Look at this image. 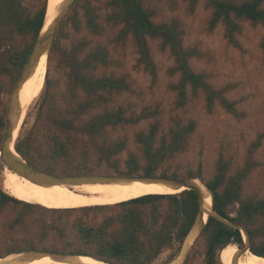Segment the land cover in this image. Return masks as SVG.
Listing matches in <instances>:
<instances>
[{"label": "trees", "instance_id": "obj_1", "mask_svg": "<svg viewBox=\"0 0 264 264\" xmlns=\"http://www.w3.org/2000/svg\"><path fill=\"white\" fill-rule=\"evenodd\" d=\"M187 1L190 11H194L199 0ZM48 2L0 0V77H9L12 82L20 78L45 26ZM101 2L103 0H75L62 20L46 61L52 56L59 58L58 66L67 80L66 92L61 99L64 101L61 103L52 95L46 72L47 91L39 118L47 119L49 124L43 122L37 126L40 129L26 138H19L15 148L38 170L59 177L90 174L101 167L125 176L152 177L160 171L163 177H168L164 165L188 151L196 123L191 120L183 124L173 118L170 129L164 133L157 111L143 110L134 116L128 114L124 106H115L116 97L129 90L127 76L115 73L98 75L97 70L109 66L107 49L101 45L89 48L86 38L72 40L71 46L66 47L64 41L71 37L68 28H73L76 34L85 28L90 34L101 36L105 30L101 12L105 10L107 24L120 28L117 37L123 43L132 41L139 56L137 66L143 67L154 79L158 70L151 42H158L159 50L167 52L173 59L169 73L178 76V81L170 88L176 94L177 108L187 105L190 93L196 95L199 92L204 94L209 110L220 106L226 112L238 115L236 103L228 98L226 89H215L207 81L206 74L193 69L191 60L198 53L194 48L185 47L179 20L156 22L155 10L146 0H106L104 6L99 5ZM205 7L210 11V30L222 26L230 42H235L243 22L264 28V0H206ZM262 46L264 48V38ZM4 91L6 88L0 83V106ZM5 115V110L0 111V131L6 127ZM153 118L155 120L146 129L134 133L136 151L130 149L127 136H114L120 130L136 127ZM40 131L48 146L47 163L44 158L34 156V152L41 156L39 150L43 144L39 145L37 138ZM260 143L259 139L252 147L256 149ZM253 154V150L249 151L244 165L233 175L229 164L219 161L215 175L205 184L212 195L214 210L246 229L249 248L242 227L235 229L210 215L202 231L205 264H223L221 253L229 246L247 248L249 252L264 257V232L255 227L264 218V197L245 198L242 188L244 180L256 168ZM61 163L67 164V169L60 173L54 165ZM9 205L19 211L9 224L11 231L16 228L27 230L30 217L40 211L57 214L50 224L45 216L36 219L44 236L49 231L62 232L65 229L61 222L65 218L75 212L81 214L71 222L74 243L85 247L77 253L113 264L155 263L165 249L185 241L200 208L195 190L145 194L111 207L59 210L19 200L0 188V211ZM235 206L238 207L232 215L231 208ZM92 213L106 216L103 222L92 224L86 219Z\"/></svg>", "mask_w": 264, "mask_h": 264}, {"label": "rangeland", "instance_id": "obj_2", "mask_svg": "<svg viewBox=\"0 0 264 264\" xmlns=\"http://www.w3.org/2000/svg\"><path fill=\"white\" fill-rule=\"evenodd\" d=\"M146 1L155 10L154 19L156 22L179 20L185 47L194 48L198 53V56L191 60L193 69L196 72L206 74L207 81L215 89L227 90L228 98L236 103L238 115L230 114L220 106H215L209 110L202 92L196 95L190 93L187 105L177 108L176 94L170 88L171 84H175L178 81V76H171L169 73V69L173 66V59L167 52L159 50L158 42H151L158 70L157 78L154 79L152 75L144 71L143 67L137 66L139 56L132 41L129 40L123 43L117 37L120 28L107 24L105 19L107 12L105 10L101 12V22L105 27L101 36L90 34L85 28L80 34H76L73 32V28L69 27L71 37L69 40L64 41L65 46L70 47L72 40L86 38L90 43L89 48L101 45L107 49L110 60L109 66L100 68L97 70V74L115 73L116 75L127 76V81L130 85L129 90L117 96L114 105L124 106L127 108L128 114L138 116L143 110L149 112L157 111L159 113L157 119L160 121L161 129L164 133L170 129L173 118L181 120L183 124L191 120L196 123L188 151L164 165L163 169L166 170L167 178L176 180L198 179V182L204 186L215 175L219 161L228 163L230 174L233 175L234 172L242 168L249 151L253 150L252 160L255 162L256 168L244 180L242 185L243 194L245 198L264 197V48L262 46L264 28L261 25L243 22L242 30L237 34L235 42H230L226 38L222 26L210 30V11L205 7L206 0H199L195 10L192 12L187 0ZM105 3L106 0H103L99 5L104 6ZM40 58L44 59V67L46 68L43 87L41 93L37 95L32 105L28 108L18 139L26 138L31 133H34L36 129H40L37 126L43 122L49 124L47 119L39 118V111L42 104H45L43 102L47 91L46 72L50 80L49 87H51L52 95H55L57 99L59 98V102L63 103L64 101L61 99H63L66 92L67 80L64 71L58 66L59 58L52 56L51 59H48V62L45 55L42 54ZM17 82H12L9 77H0V83L4 84L6 88V91L1 96L3 104L0 106V111L4 112L5 110L6 118L11 107ZM13 109L15 110L14 112L12 111V123L15 125L20 109L18 106ZM154 120L155 118L146 120L136 127H127L126 130H120L114 136H127L130 149L136 151L134 133L138 130L146 129ZM38 134L39 145L43 144V146L39 150L41 156H39L38 152H34V156L44 158L47 163L48 146L45 145L46 140L41 131ZM5 136L6 127L4 131H0V148ZM259 139L261 145L256 149L253 148L252 144ZM125 157L126 154L123 155V158ZM54 167L61 173L67 169V164H56ZM200 170L201 173L199 174ZM9 171H11L9 166L5 165L0 158L1 189L2 181ZM161 173L159 171L155 176H162ZM113 175L121 174H117L106 167H101L97 171L81 176ZM173 175H176V177H172ZM206 191L208 192L207 189ZM117 204L97 206L111 207ZM163 206H166V204ZM237 207L231 208L232 215H235ZM75 209L78 210L80 208ZM18 212V208L13 205H9L0 211V256H9L11 251H14L11 253L13 255L43 252L80 256L77 252L85 248L80 243H74L71 229V222L77 215L81 216V214L75 212L71 217L65 218L61 222V227L65 229L62 232L49 231L44 236L36 219L40 216H45L48 224H50L58 217L57 214H48L40 211L35 216L30 217L27 230L16 228L11 231L9 224L14 220ZM105 216L103 213H92L86 219L92 224H98L103 222ZM255 227L262 228L261 231L264 232V218L260 219ZM193 240L188 246H185V241L183 243H175L174 246L165 249L153 264L169 263L173 259L175 260L183 249L182 255L186 256V249L191 244L184 263L181 262V264H205V242L202 233L197 239ZM240 250L242 256L249 253L247 248ZM83 256L88 257V255ZM89 257L95 258L93 256Z\"/></svg>", "mask_w": 264, "mask_h": 264}, {"label": "bare ground", "instance_id": "obj_3", "mask_svg": "<svg viewBox=\"0 0 264 264\" xmlns=\"http://www.w3.org/2000/svg\"><path fill=\"white\" fill-rule=\"evenodd\" d=\"M72 2L73 0H49L47 10L48 14L42 32L43 35L47 34L53 20L57 19V16L61 13V11H64L66 8L71 6ZM48 54L49 53L46 54V52L43 54L45 55L46 60L48 58ZM44 62V59L39 57L32 73L19 87L18 108L20 109L21 114L20 118L16 119V128L13 134L14 141L16 139L18 140L21 126L25 120L28 108L32 105L37 95L41 93L44 82V72L46 70ZM9 150L10 160L13 162V165L10 164V166L13 167V170L6 174L4 180L2 181V189L10 196L19 200L40 204L41 206L51 209L66 210L97 205L116 204L145 194H152L156 192L176 194L183 191V189L175 190L174 188L161 184H146L143 182H122L112 184L91 183L83 185L76 184L72 186L52 184L49 182L37 183L29 180L24 176V174H22V169L26 167V160L16 152L13 143L10 144ZM41 180L47 181L45 179ZM200 186L203 189L205 197L203 206L205 214L202 220L192 230L189 238L187 239L188 241L186 246H188L193 239H197V235L199 232L201 233L208 217L215 214L212 210L213 200L211 193L207 192L205 186L201 183ZM242 231L244 232L243 234L246 240V245H248V235L244 229H242ZM28 254L31 253H26L25 255H22V253L21 255L10 254L9 256H5L3 258L0 257V264H113L83 255L70 256L57 254L59 255L58 257H53L48 254L41 256ZM241 254V250L236 246L227 247L221 254V260L223 264H264V257L262 256L255 255L251 252L245 254V256H242ZM183 256L184 255H182L178 261L173 260L165 264H181Z\"/></svg>", "mask_w": 264, "mask_h": 264}, {"label": "water", "instance_id": "obj_4", "mask_svg": "<svg viewBox=\"0 0 264 264\" xmlns=\"http://www.w3.org/2000/svg\"><path fill=\"white\" fill-rule=\"evenodd\" d=\"M75 0H73L72 4L74 3ZM71 4V6H72ZM66 8V10L61 11V13L57 16V19H54L51 27L49 28L47 34L43 35V30L40 33V36L38 38V40L36 41V44L34 46V49L29 57V60L16 84L14 93H13V97H12V102H11V107L8 113V116L6 118V136L3 139L2 142V146L0 148V158L2 160V162H4L5 165L9 166V168L11 170L12 166H10V164L13 165V162H11L10 160V144L13 143V146L15 147V143L17 141V139L14 141L13 139V134L15 131V125H13L12 123V111L14 112L15 107L18 106V102H19V87L21 84H23L25 82V80L28 78V76L32 73L39 57L44 54L46 52L49 53V51L51 50V47L53 45L56 33L60 27V24L62 22V20L65 18L66 14L68 13L70 7ZM48 14V12H47ZM47 17V15H46ZM43 35V36H42ZM49 55V54H48ZM21 108V107H20ZM20 114L21 111L18 115L17 118H20ZM15 115V113H14ZM14 141V142H13ZM16 150V148H15ZM17 152V150H16ZM18 153V152H17ZM20 156V155H19ZM25 165L26 167L24 169H22V174H24V176L26 178H28L29 180L33 181V182H37V183H52V184H62V185H83V184H95V183H101V184H112V183H122V182H143L146 184H161L164 186H168L170 188H174L175 190H195L198 193L199 196V202H200V208H199V214L198 217L195 221V223L193 224L189 234L187 235L186 239H185V246L187 244V239L189 238L192 230L194 229V227L202 220L203 216H204V211H203V206H204V192L203 189L200 186V183L198 182V179H191V180H176V179H171V178H167V177H162V176H152V177H145V176H122V175H113V176H71V177H64V176H55V175H51L45 171H41L38 170L36 168H34L31 164H29L27 161H25ZM41 179H45L47 181H42ZM206 187V185H204ZM206 189L208 190V188L206 187ZM208 192H210L208 190ZM213 212L215 214H212L213 217L217 218L218 220H220L221 222H223L226 225H229L235 229H241V227L243 229H245L243 226H239L234 224L233 222L221 217L215 210L214 208H212ZM207 224V222L204 224L201 233L205 227V225ZM246 230V229H245ZM199 232L198 235L201 234ZM197 235V237H198ZM192 245V244H191ZM190 245V246H191ZM189 246V247H190ZM189 247L186 251V256L189 250ZM247 248H249V245H247ZM184 250V249H183ZM183 250L180 253V255L176 258H180L181 255L183 254ZM48 254L50 256L53 257H58L59 255L62 254H55V253H43V252H34L28 255H37V256H41V255H45ZM186 256L184 255V259L182 260V262L184 263V260L186 258ZM1 258H3L2 256H0ZM31 257V256H29ZM175 259V260H176ZM182 263V264H183Z\"/></svg>", "mask_w": 264, "mask_h": 264}]
</instances>
